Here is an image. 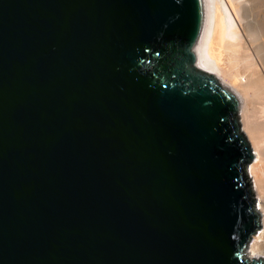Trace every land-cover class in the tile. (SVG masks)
<instances>
[{"label": "water", "instance_id": "obj_1", "mask_svg": "<svg viewBox=\"0 0 264 264\" xmlns=\"http://www.w3.org/2000/svg\"><path fill=\"white\" fill-rule=\"evenodd\" d=\"M203 24V0H0V264H264Z\"/></svg>", "mask_w": 264, "mask_h": 264}, {"label": "bare ground", "instance_id": "obj_2", "mask_svg": "<svg viewBox=\"0 0 264 264\" xmlns=\"http://www.w3.org/2000/svg\"><path fill=\"white\" fill-rule=\"evenodd\" d=\"M203 5L197 64L239 101L236 120L252 153L246 174L261 228L246 254L264 259V0H203Z\"/></svg>", "mask_w": 264, "mask_h": 264}, {"label": "rangeland", "instance_id": "obj_3", "mask_svg": "<svg viewBox=\"0 0 264 264\" xmlns=\"http://www.w3.org/2000/svg\"><path fill=\"white\" fill-rule=\"evenodd\" d=\"M248 179H249V178H248ZM248 183L250 184V181H249V180H248ZM250 187H251V184H250ZM260 231H261V228L258 229V232H260ZM258 232H257V233H258ZM257 233H256V234H257Z\"/></svg>", "mask_w": 264, "mask_h": 264}]
</instances>
